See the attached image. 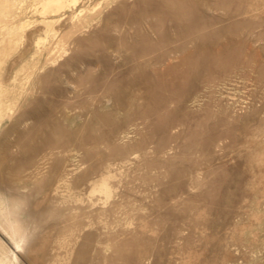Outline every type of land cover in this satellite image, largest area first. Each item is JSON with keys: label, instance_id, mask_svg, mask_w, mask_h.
<instances>
[{"label": "rangeland", "instance_id": "obj_1", "mask_svg": "<svg viewBox=\"0 0 264 264\" xmlns=\"http://www.w3.org/2000/svg\"><path fill=\"white\" fill-rule=\"evenodd\" d=\"M0 264H264V0H0Z\"/></svg>", "mask_w": 264, "mask_h": 264}]
</instances>
